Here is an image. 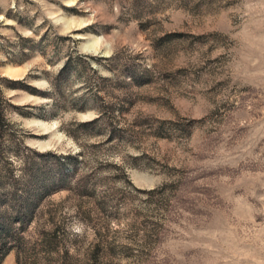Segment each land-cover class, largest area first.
<instances>
[{"label": "rangeland", "instance_id": "rangeland-1", "mask_svg": "<svg viewBox=\"0 0 264 264\" xmlns=\"http://www.w3.org/2000/svg\"><path fill=\"white\" fill-rule=\"evenodd\" d=\"M0 264H264V0H0Z\"/></svg>", "mask_w": 264, "mask_h": 264}, {"label": "trees", "instance_id": "trees-1", "mask_svg": "<svg viewBox=\"0 0 264 264\" xmlns=\"http://www.w3.org/2000/svg\"><path fill=\"white\" fill-rule=\"evenodd\" d=\"M34 90H35V89H32V88H31V91H34Z\"/></svg>", "mask_w": 264, "mask_h": 264}]
</instances>
